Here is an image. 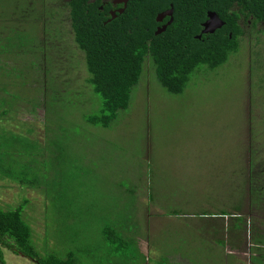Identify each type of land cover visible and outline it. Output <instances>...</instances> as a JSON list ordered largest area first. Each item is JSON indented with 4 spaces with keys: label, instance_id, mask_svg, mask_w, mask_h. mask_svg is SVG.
Listing matches in <instances>:
<instances>
[{
    "label": "rangeland",
    "instance_id": "374dc122",
    "mask_svg": "<svg viewBox=\"0 0 264 264\" xmlns=\"http://www.w3.org/2000/svg\"><path fill=\"white\" fill-rule=\"evenodd\" d=\"M63 2L0 0V93L13 120L0 128V210L23 208L43 260L262 264L250 178L264 148L263 26L179 94L146 61L129 107L104 128L86 120L103 101ZM221 211L244 219L237 235ZM2 250L5 264H37Z\"/></svg>",
    "mask_w": 264,
    "mask_h": 264
},
{
    "label": "trees",
    "instance_id": "16d2710c",
    "mask_svg": "<svg viewBox=\"0 0 264 264\" xmlns=\"http://www.w3.org/2000/svg\"><path fill=\"white\" fill-rule=\"evenodd\" d=\"M100 5L70 0V29L73 42L84 57L87 83L103 101L100 113L87 115L86 120L104 128L110 127L119 112L129 107L132 89L139 83L146 61H150L157 83L168 93L179 94L193 73L226 64L239 51L246 28H264V0H129L123 13L110 23H105ZM171 7V24L155 36L160 26L156 16ZM209 12L216 13L225 25L213 35L202 36ZM254 153L259 162L250 178V192L253 214L259 217L253 219H259L261 227L253 228L251 238L261 252L256 261L260 259L263 264L264 148H256ZM219 215L234 219L233 227L227 231L231 236L237 235L241 227L237 223L242 224L244 219L226 211ZM31 237V229L23 221L22 207L0 210V264H5L3 247L37 264H80L72 253L65 259H40ZM228 238L229 234L222 238V244H227ZM237 245L240 248L242 240Z\"/></svg>",
    "mask_w": 264,
    "mask_h": 264
},
{
    "label": "water",
    "instance_id": "95a60500",
    "mask_svg": "<svg viewBox=\"0 0 264 264\" xmlns=\"http://www.w3.org/2000/svg\"><path fill=\"white\" fill-rule=\"evenodd\" d=\"M120 2H122L124 4V7L122 9H120L118 12L120 14L123 13L125 6H126V2L127 0H120ZM172 13H173V9L172 7L164 12L159 13L156 16V22L157 23H161L163 21V19H165L166 17L169 18V21L162 26L161 29H157L155 36H158L160 34H162L165 29L167 28L168 25L171 24L172 22ZM116 17V14L114 13V18ZM225 25V22L222 21L220 19V17L214 13V12H209L208 13V19L207 21L203 24V31L201 33V35H213L215 34L218 30H221L223 28V26ZM198 39H201V36L198 37Z\"/></svg>",
    "mask_w": 264,
    "mask_h": 264
},
{
    "label": "flooded vegetation",
    "instance_id": "af4514ba",
    "mask_svg": "<svg viewBox=\"0 0 264 264\" xmlns=\"http://www.w3.org/2000/svg\"><path fill=\"white\" fill-rule=\"evenodd\" d=\"M89 3L96 4L100 3V10L103 12L104 18H106L105 23H110L111 21L115 20L120 13L118 12L120 9L124 7V4L120 2V0H88ZM129 0L126 2V6L128 4ZM125 6V8H126ZM62 10L65 12L68 16V23L70 26V0H64L63 5H62ZM114 13L116 14V17L114 18ZM51 24L55 23L54 20H50ZM169 21V18L166 17L163 19V21L160 23V26L158 29H161L162 26H164L167 22ZM47 25V21L45 20L44 26ZM71 30V29H70ZM56 38V37H55ZM46 43V40H45ZM45 46V44H44ZM43 46V47H44ZM47 46V44H46Z\"/></svg>",
    "mask_w": 264,
    "mask_h": 264
},
{
    "label": "crops",
    "instance_id": "0c3cea01",
    "mask_svg": "<svg viewBox=\"0 0 264 264\" xmlns=\"http://www.w3.org/2000/svg\"><path fill=\"white\" fill-rule=\"evenodd\" d=\"M5 95L3 93H0V101H3V103H0V128L5 127V125L10 124L11 121H13L12 119H8L9 115V111L7 106L5 105ZM19 105H16L15 109H12L13 111V115L15 113H19L21 114V111L18 109ZM15 121V120H14ZM17 125V124H16ZM0 134H2V130H0ZM237 264H239L240 262H237Z\"/></svg>",
    "mask_w": 264,
    "mask_h": 264
}]
</instances>
